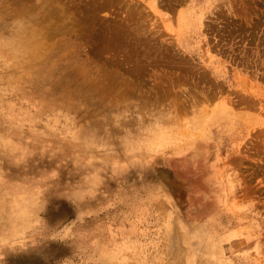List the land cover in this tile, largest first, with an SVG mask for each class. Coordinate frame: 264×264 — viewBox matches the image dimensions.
<instances>
[{
	"label": "rangeland",
	"instance_id": "1",
	"mask_svg": "<svg viewBox=\"0 0 264 264\" xmlns=\"http://www.w3.org/2000/svg\"><path fill=\"white\" fill-rule=\"evenodd\" d=\"M0 264H264V0H0Z\"/></svg>",
	"mask_w": 264,
	"mask_h": 264
}]
</instances>
